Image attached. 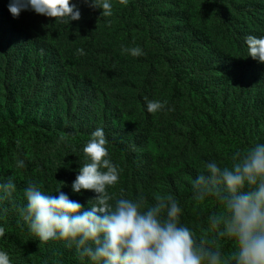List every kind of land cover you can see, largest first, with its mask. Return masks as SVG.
<instances>
[{"label": "trees", "instance_id": "trees-1", "mask_svg": "<svg viewBox=\"0 0 264 264\" xmlns=\"http://www.w3.org/2000/svg\"><path fill=\"white\" fill-rule=\"evenodd\" d=\"M72 3L81 19L65 24L31 10L13 18L0 0V183L15 184L0 200V250L12 264H95L60 239L40 242L20 209L29 182L85 210L95 203V192L71 185L97 128L120 169L107 189L114 199L171 195L181 223L211 238L208 217L222 207L195 201L192 182L208 162L230 166L234 152L264 144V63L246 44L264 37V0H111V17ZM132 47L145 54L122 52ZM149 100L167 105L151 114Z\"/></svg>", "mask_w": 264, "mask_h": 264}, {"label": "clouds", "instance_id": "clouds-1", "mask_svg": "<svg viewBox=\"0 0 264 264\" xmlns=\"http://www.w3.org/2000/svg\"><path fill=\"white\" fill-rule=\"evenodd\" d=\"M82 2L101 9L103 17L113 15L111 0ZM128 3L119 0L122 6ZM8 10L13 18L31 10L65 24L81 19L72 0H9ZM246 44L248 57L264 63V37L249 35ZM122 52L133 57L145 54L140 47L122 48ZM77 53L84 55L82 49ZM166 105L167 101L149 100L146 108L155 114ZM107 143L103 129L91 133L83 148L88 162L80 167L71 185L74 193L86 190L97 194L88 210L60 190L58 195L45 194L28 183L24 190L27 206L20 214L40 242L60 239L95 264H264V144L234 152L230 166L208 162L206 173L192 182L195 201L203 203L211 196L222 207L208 217L213 236L197 238L181 223L182 210L173 196H157L149 205L143 195L114 199L107 192L120 179ZM17 167L23 168L24 162L18 160ZM14 191L12 179L0 183V200L9 199ZM4 235L5 229L0 227V237ZM224 239L235 242L234 251L227 255L220 244ZM0 264H12L6 251L0 250Z\"/></svg>", "mask_w": 264, "mask_h": 264}]
</instances>
